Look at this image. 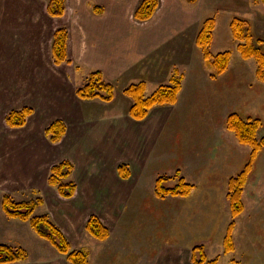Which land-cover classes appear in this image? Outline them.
Segmentation results:
<instances>
[{"label": "rangeland", "instance_id": "374dc122", "mask_svg": "<svg viewBox=\"0 0 264 264\" xmlns=\"http://www.w3.org/2000/svg\"><path fill=\"white\" fill-rule=\"evenodd\" d=\"M47 4L0 0V244L26 255L12 264H71V252H84L88 264H264V147L244 172L242 207L234 216L229 181L245 169L251 147L226 125L236 113L258 120L256 137H264V82L256 77V62L237 51L240 42L264 53V1L250 0L243 16H208L209 54L230 53L228 69L216 79L196 45L205 19L180 34L179 47L187 49L166 45L163 58L123 78L111 80L81 65L68 49L67 62L56 65L53 33L64 20L51 17ZM234 17L245 22L238 40L229 26ZM95 71L113 85L111 101L76 95ZM225 78L228 97L224 90L212 93ZM172 79L181 83L175 104L155 106L142 120L130 117L132 100L124 89L144 82L149 96ZM16 111L25 114L18 128L7 121ZM56 121L65 130L54 143L46 130ZM62 163L70 165L62 171L68 175L51 185V168ZM159 178L165 188L182 180L192 189L184 197H158ZM62 183L75 186L71 197L59 195ZM4 196L33 202L32 216L46 217L62 233L68 254L40 238L28 221L7 217ZM92 217L107 228L106 239L87 232Z\"/></svg>", "mask_w": 264, "mask_h": 264}, {"label": "trees", "instance_id": "16d2710c", "mask_svg": "<svg viewBox=\"0 0 264 264\" xmlns=\"http://www.w3.org/2000/svg\"><path fill=\"white\" fill-rule=\"evenodd\" d=\"M188 4L194 5L197 0H185ZM258 1V0H254ZM264 1V0H262ZM158 7V0H141L138 7L133 13L135 21L144 22L149 20ZM66 9V0H48L47 12L51 17L60 18L64 15ZM94 13L101 14L102 7L95 6ZM245 22L239 18H233L230 22V28L234 32V38L240 39L242 34L241 25ZM211 26H213V18H206L202 23V27L196 37V45L201 50L203 58L207 64L211 66L215 72L211 73V78L216 79L226 72L230 60V53L223 52L217 54L214 59L209 54L207 42L211 35ZM247 35V34H246ZM245 35V36H246ZM248 36V35H247ZM249 37V36H248ZM67 43L68 32L64 27L57 28L53 33V42L51 47L54 63L59 65L67 62ZM237 51L243 59H252L257 64L256 77L264 82V53L261 49L252 44L238 43ZM181 91V83L177 79H172L170 84L160 85L149 96H145V84L140 82L136 85H130L124 89L123 94L132 100V105L129 110V115L134 120H142L146 117L148 111L155 106L173 105L177 102L178 94ZM78 98L82 100L99 99L101 101H111L113 98V85L110 82L104 81L100 71H95L90 74L88 83L76 91ZM26 111V110H25ZM29 113V110H28ZM28 113L26 115H28ZM19 111L12 112L7 119L10 126L14 128L25 125V118ZM227 128L231 130L239 143L251 147L248 162L245 169L236 177L229 181L230 189H233L232 194V213L238 215L241 211L239 194L244 183V172L255 160L259 150L264 147V137L257 139L256 134L259 128L258 120L244 121L236 113L228 116L226 121ZM64 126L56 121L47 128V133L51 134L50 140L54 143L58 142L60 136L64 133ZM69 169L68 163H62L51 168L52 175L50 176V184L57 185L56 178H65L68 173H63V169ZM124 171V169H121ZM247 173V172H246ZM123 177H126L127 171L122 172ZM164 178H159L156 181L155 193L158 197L164 196H188L192 186L184 181H179L178 185L173 188H165L161 182ZM236 185V188H235ZM75 186L71 184H58V193L64 198H69L73 195ZM35 204L33 202H14L8 196L2 199V210L5 215L12 219L28 221L33 231L40 237L53 245L61 254H68L69 246L62 233L55 228L46 217H33ZM87 232L98 240H104L109 233L102 223L96 217L90 218L86 225ZM229 244L230 236L225 237ZM196 250V249H195ZM26 259L25 252L21 249L14 250L12 247L0 244V264H12L22 262ZM67 260L71 264H88L87 256L84 252H71L67 255ZM198 262V261H197Z\"/></svg>", "mask_w": 264, "mask_h": 264}, {"label": "crops", "instance_id": "0c3cea01", "mask_svg": "<svg viewBox=\"0 0 264 264\" xmlns=\"http://www.w3.org/2000/svg\"><path fill=\"white\" fill-rule=\"evenodd\" d=\"M140 2L66 0L60 19L68 32V53L81 65L97 68L111 80L123 78L135 68L142 71L152 58H163L166 45L176 44L172 51L187 49L179 47L180 34L195 29L209 15L241 16L250 4V0H197L194 5L185 0H158L153 16L138 22L133 13ZM95 6L102 7L101 14L94 13ZM159 51L161 55H157ZM228 78L223 79L221 88L213 86L215 90L211 87L210 91L220 94L224 90L228 97Z\"/></svg>", "mask_w": 264, "mask_h": 264}]
</instances>
